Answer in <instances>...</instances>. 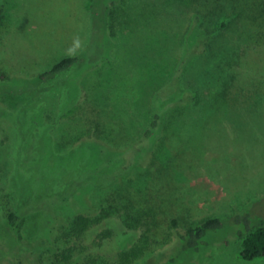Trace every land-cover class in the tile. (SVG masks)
<instances>
[{
    "label": "rangeland",
    "instance_id": "obj_1",
    "mask_svg": "<svg viewBox=\"0 0 264 264\" xmlns=\"http://www.w3.org/2000/svg\"><path fill=\"white\" fill-rule=\"evenodd\" d=\"M0 1L5 6L0 77L31 76L86 48L77 69L43 85L46 91L37 98L43 118L26 145L18 136L20 124L0 136V264H264V256L251 261L240 256L242 237L264 226V0ZM202 32L211 36L210 53L187 60L184 88L201 101L210 94L220 97L219 89L225 92L202 138L180 141L196 114L181 106L166 118L147 164L110 188L91 191L93 216L84 233H72L71 214L61 219L36 214L38 189L28 185L34 173L31 160L40 152L36 136L45 133L60 159L72 157L73 146L90 137L136 139L147 127L152 95ZM211 64L218 73L213 84L202 77ZM65 89L77 93L78 102L59 112ZM0 104L11 115L21 108L33 114L38 107L6 94L0 95ZM169 134H177L173 148L164 140ZM154 161L173 175L176 195L190 207L181 221L218 217L224 222L197 249L177 240L147 243L150 220L129 196L144 197L156 184ZM31 196L27 209L34 215L14 233L7 227L8 212ZM70 248L69 261L58 263L56 253ZM140 248L144 251L133 255Z\"/></svg>",
    "mask_w": 264,
    "mask_h": 264
},
{
    "label": "trees",
    "instance_id": "obj_2",
    "mask_svg": "<svg viewBox=\"0 0 264 264\" xmlns=\"http://www.w3.org/2000/svg\"><path fill=\"white\" fill-rule=\"evenodd\" d=\"M4 11L5 6L0 1V25L5 17ZM191 31L194 29L191 28ZM211 40L210 35L202 32L196 46L190 49L188 47L189 54L186 53L187 56L180 61L173 75L152 95L151 115L147 127L136 139L105 140L97 136L90 137L81 140L79 145L73 146L72 157L60 159L52 154L46 134L44 132L41 136L38 134L36 137L38 143L40 142V152L37 153L36 159L31 160L34 173L32 179L28 180L30 188L35 192L36 189L39 191H37L38 197L35 200L41 203L36 214L40 213V215L48 217L52 213L58 219L63 218L66 213L71 214L74 216L75 226L72 233L75 235L84 233L88 230L93 216L91 191L110 188L121 182L122 178L136 167L148 163L157 142L163 137L166 118L172 115L173 111L181 110V106H190L196 114L189 118L188 122L191 121V123H188L187 135L183 133L180 141H186L189 137L201 139L203 128L218 113L219 106L217 104L222 102L225 92L219 89L221 98L210 94L205 101H201L199 95L197 96L191 88H184L182 70L190 57L209 55ZM85 49L82 52L80 50L78 53L67 55L48 69L35 72L25 78L1 74L0 95L20 96L26 100L28 105L37 104V98L46 91L47 86L43 87V85L58 75L77 69L84 60ZM89 49L90 47H88L90 53ZM202 77L213 84L218 78V73L211 64L205 67ZM66 81L65 79L62 86ZM15 84L18 88L10 87ZM61 100L62 106L59 112H64L77 104L78 95L73 90L65 89L61 93ZM42 110L41 105H38L33 114H29L26 108H21L15 115H11L0 104V136L10 126H14V123L20 124L18 136H20L22 145H26L29 137L32 136L33 128L39 126L38 122L43 118ZM164 140L170 148H173L174 144L178 142L177 134L166 135ZM178 149L176 147L173 153H176ZM151 168L156 184L148 189L144 197L135 194L129 196L131 204L142 206L145 215L150 220L146 232V240L149 245H159L167 239L177 240L186 246H195L196 248L198 242L210 231L223 227L224 222L218 217L199 222L181 221L182 216L190 211V207L184 201L181 202V198L176 195L178 186L173 175L157 161L153 162ZM21 196L25 198L26 190L21 192ZM31 198L32 196L18 210L8 212L7 227L12 232L18 233L23 219L34 215L27 209ZM142 250L144 251L140 248L138 253L135 252L133 255H140ZM71 253L72 248L56 253L57 262H68ZM240 256L246 261L264 256V226L251 228L242 237Z\"/></svg>",
    "mask_w": 264,
    "mask_h": 264
}]
</instances>
